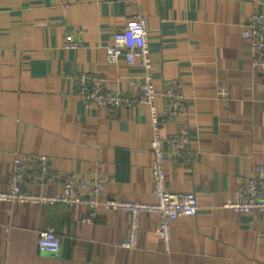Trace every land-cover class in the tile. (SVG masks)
<instances>
[{
  "label": "crops",
  "instance_id": "crops-1",
  "mask_svg": "<svg viewBox=\"0 0 264 264\" xmlns=\"http://www.w3.org/2000/svg\"><path fill=\"white\" fill-rule=\"evenodd\" d=\"M137 13L146 18L158 92L180 84L185 114L161 136L188 134L187 161L167 160L172 193L193 192L195 216L172 225L167 248L154 214L141 217L138 245L124 248L128 219L85 205L0 201V264H264V212H235L237 190L264 165V69L251 64L242 24L264 14V0H0V190L8 189L14 159L51 158L53 181L100 179L101 199L155 202L147 104L112 109L77 93L79 72L105 78L113 92L136 94L138 64L106 63L113 33ZM66 34L82 43L64 46ZM161 112L170 103L159 94ZM77 188V186H76ZM52 228L58 252H41L39 233Z\"/></svg>",
  "mask_w": 264,
  "mask_h": 264
},
{
  "label": "built area",
  "instance_id": "built-area-1",
  "mask_svg": "<svg viewBox=\"0 0 264 264\" xmlns=\"http://www.w3.org/2000/svg\"><path fill=\"white\" fill-rule=\"evenodd\" d=\"M140 0H136L138 2ZM241 35L250 43L251 64L256 69H264V14L255 13L246 18ZM66 48H80L82 43L73 35L66 34ZM128 65L138 64L143 75L136 94L131 92H113L106 87L105 78L96 74L79 72L74 80L77 93L86 102L112 109L131 107L137 102L148 105L151 137L149 148L153 154L150 166L152 194L155 202L142 203L125 199H101L105 184L100 179L78 181L66 175L61 187L55 191H44L53 181L51 158L44 154H32L14 159L8 177V189L0 190V201L31 203L34 205H52L63 203L68 206L85 205L88 215L81 222H90L99 208L105 211H119L128 219L127 237L120 244L124 248L138 245L141 217L154 214L157 218V237L167 248L172 236V225L179 217L195 216L199 206L193 192L172 193L166 185L164 166L167 160L187 161L190 158V139L185 132H175L161 136L159 130L169 120L185 114L186 104L180 91V84L173 80L158 92L154 86L151 69L152 62L148 43L146 18L137 13L133 18L113 33V40L106 48V63L119 60ZM160 95L170 101L161 112L154 105V97ZM77 186V188H76ZM237 201L226 204L235 212H264V165L244 179L237 190ZM38 250L54 254L60 248V240L52 228L41 231L37 240Z\"/></svg>",
  "mask_w": 264,
  "mask_h": 264
}]
</instances>
